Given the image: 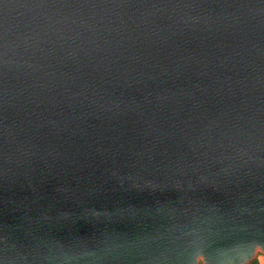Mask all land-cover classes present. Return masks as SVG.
Returning <instances> with one entry per match:
<instances>
[{
    "label": "water",
    "instance_id": "obj_1",
    "mask_svg": "<svg viewBox=\"0 0 264 264\" xmlns=\"http://www.w3.org/2000/svg\"><path fill=\"white\" fill-rule=\"evenodd\" d=\"M264 255V0H0V264Z\"/></svg>",
    "mask_w": 264,
    "mask_h": 264
},
{
    "label": "rangeland",
    "instance_id": "obj_2",
    "mask_svg": "<svg viewBox=\"0 0 264 264\" xmlns=\"http://www.w3.org/2000/svg\"><path fill=\"white\" fill-rule=\"evenodd\" d=\"M263 257H264V255H262V254L257 257L256 260H257L258 264H261V263L264 264V261L262 260V259H264Z\"/></svg>",
    "mask_w": 264,
    "mask_h": 264
},
{
    "label": "trees",
    "instance_id": "obj_3",
    "mask_svg": "<svg viewBox=\"0 0 264 264\" xmlns=\"http://www.w3.org/2000/svg\"><path fill=\"white\" fill-rule=\"evenodd\" d=\"M249 264H258L257 263V260L256 259H254L251 263H249Z\"/></svg>",
    "mask_w": 264,
    "mask_h": 264
},
{
    "label": "crops",
    "instance_id": "obj_4",
    "mask_svg": "<svg viewBox=\"0 0 264 264\" xmlns=\"http://www.w3.org/2000/svg\"><path fill=\"white\" fill-rule=\"evenodd\" d=\"M259 255H261V253H258L255 259H257V257H258ZM262 255H263V254H262ZM263 258H264V257H263ZM262 260L264 261V259H262ZM261 264H262V263H261Z\"/></svg>",
    "mask_w": 264,
    "mask_h": 264
}]
</instances>
